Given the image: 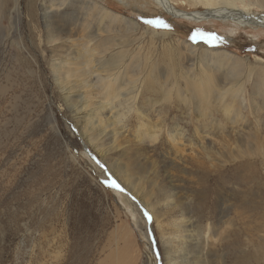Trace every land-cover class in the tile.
Returning a JSON list of instances; mask_svg holds the SVG:
<instances>
[{"label": "rangeland", "instance_id": "374dc122", "mask_svg": "<svg viewBox=\"0 0 264 264\" xmlns=\"http://www.w3.org/2000/svg\"><path fill=\"white\" fill-rule=\"evenodd\" d=\"M35 1L0 0V264H165L154 218L169 232L179 210H190L208 235L213 264H264V103L255 110L247 100L256 77L245 80L244 102L229 104L220 90L208 100L168 75L189 71L185 76L197 78L205 62L183 58L182 69L171 70L166 53L174 41L264 67V29L173 18L155 0H82L138 26L137 41L123 49L139 70L127 77L140 84L153 69L164 85L149 81L144 103L128 111L121 104L100 112L94 88L84 102L72 90L67 103L60 89L66 84L55 83L50 66L75 53L97 8L69 7L67 20L75 24L50 45L40 11L45 0ZM197 33L204 38L193 40Z\"/></svg>", "mask_w": 264, "mask_h": 264}, {"label": "bare ground", "instance_id": "6f19581e", "mask_svg": "<svg viewBox=\"0 0 264 264\" xmlns=\"http://www.w3.org/2000/svg\"><path fill=\"white\" fill-rule=\"evenodd\" d=\"M31 1H33L34 4L36 2L35 0ZM155 2L163 11H165V13L169 14L173 18L183 19L189 22L227 20L224 22H232L234 25L242 26L243 28L252 27L254 29H264V0H155ZM45 3H47V5H45ZM179 3L190 6L193 4L197 7H202L204 10L200 11L195 8L192 12H186L181 9V6L179 7ZM90 6L97 8V16L92 17V19H90L91 21L88 22V26L89 24L91 25L88 29L89 31L81 40V44L74 45L75 53L68 52L66 57L70 58H68L66 62L63 61L60 65L59 61L51 62L50 66L54 71L53 74L56 81L55 83H57L58 86L62 83L66 84L60 89L62 90V93L65 96L64 99L67 103H69L73 98L71 93L72 90H74L76 97H80V99L82 98L81 101L84 102L87 95L89 97L91 96L92 89L94 88L98 95V104L95 103L97 111L102 112L104 110H112L115 107H119L121 104H126L124 106L126 108L125 111H128L135 105L136 102L138 103L137 105L141 102L142 104L144 103V95L142 96V94H145L148 91L147 84L149 81L153 84H158L160 87L164 86L159 83V78L156 77L157 73L153 69H150L148 75L140 84L137 82L139 78L132 79L130 76L127 77L128 71L135 73V71L139 70V66L133 65L136 60L127 55L128 51L123 49L128 42L133 43L136 40L134 34L138 31V26L136 24L122 19L97 1L82 2V0H45L40 5V11L42 13L45 28L49 29L46 31L48 34L46 39H48V41L45 42L50 45L51 43H53V45H57L58 42L60 43L61 39V41H63V38L59 34L63 33L64 36L69 34V26H74L73 24H75L76 21L72 20L71 23L68 22L67 17L69 18L70 16L69 14H66V12L69 7H73L80 12V10L91 11ZM31 18H33V16ZM55 18L61 21V25L58 23L56 25V22L54 21ZM81 23L85 22L83 21ZM55 25L57 28H53ZM80 30L83 29L81 28ZM147 33H149L148 29ZM149 34H151V32ZM121 39L122 41L117 43ZM192 48V45L181 46L179 42L174 41L167 46V55L174 59V65L167 69L172 70L173 67H176L181 70L182 68L179 63L183 61V58L188 60L186 63L193 60V58L196 60L199 59L200 62H205V64L202 63L204 65L199 66L202 67V69H198L197 78L193 75L185 76V74H188L189 71L186 73L182 71L174 73L171 71L168 75L173 81L179 78L183 79L184 82L182 83L185 84V87L188 90H192L196 93L201 92L208 100L212 98L214 99L218 95L217 92L219 90L222 91L224 95L228 93L227 97L230 104L231 102H237L238 99V102L246 101V96L243 95L244 89L247 86L245 85V80L251 79V77H256V80L252 83L253 85H251L252 89L250 90V93H248L249 98L247 100H249V102L254 106L255 110L263 108V64L261 65L256 62L250 63L248 61H244V59L225 51L221 52L206 49L196 52L192 50ZM164 49L165 48H163V50ZM172 58H169V61H171ZM180 59L181 62H179ZM191 69L189 68V70ZM217 70L224 71L225 75H219L213 72ZM58 72H60L63 77H58L56 75ZM135 76L136 75L132 74V77ZM67 80H70L71 82L67 83ZM222 83L223 86L221 87ZM171 85H173V83H171ZM169 87L171 88L170 85ZM174 87H176V82ZM223 94H221V96ZM164 97L162 99H166V97ZM139 98H141V100L137 101ZM147 101L149 100L147 99ZM75 108L76 107H74V109ZM180 131L181 130L178 128H173L171 132L179 134ZM155 134L156 133H152L148 137L150 138V141L155 142L157 139ZM93 139L95 140L94 136L90 137V140H87L90 142L93 141ZM144 204L147 208L149 207L152 212H155L152 210L151 204ZM189 211L190 210H179L180 213L178 220L173 221L174 224H170L168 227L170 229L169 232L165 231L163 220H160L159 217L154 218V222L159 231L162 242V259L165 264L214 263L212 255L210 254V249H208L209 244L207 245V241L205 239L208 235H206L204 231L198 227ZM199 226H201V224ZM207 234H209L208 231Z\"/></svg>", "mask_w": 264, "mask_h": 264}, {"label": "snow or ice", "instance_id": "6c2138e0", "mask_svg": "<svg viewBox=\"0 0 264 264\" xmlns=\"http://www.w3.org/2000/svg\"><path fill=\"white\" fill-rule=\"evenodd\" d=\"M144 23L148 24L149 26L156 27V28H163V29H167L168 28V25H166L161 20H146V21H144ZM197 36H200L202 39L204 38L202 33H197L195 36H193V40H195ZM209 39H215V37H210ZM205 42L207 43L208 39H205ZM110 186L111 187H116L114 182Z\"/></svg>", "mask_w": 264, "mask_h": 264}]
</instances>
